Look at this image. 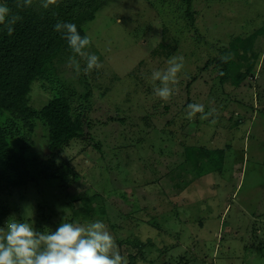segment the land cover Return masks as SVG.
Wrapping results in <instances>:
<instances>
[{"label": "rangeland", "instance_id": "obj_1", "mask_svg": "<svg viewBox=\"0 0 264 264\" xmlns=\"http://www.w3.org/2000/svg\"><path fill=\"white\" fill-rule=\"evenodd\" d=\"M179 2L110 0L85 26L87 52L102 67L76 74L66 66L72 55L57 60L56 86L89 122L90 138L53 153L41 122L19 123L24 138L11 140L36 181L18 190L0 182L8 211L0 227L10 217L39 231L100 220L128 264H264V0H194V23ZM238 38L258 54L243 61L244 73L254 68L239 85L220 59ZM174 55L184 68L165 101L151 75ZM37 83L33 108L53 92ZM191 103L204 113L186 118ZM193 150L224 151L221 171L199 177ZM94 196L102 203L77 215Z\"/></svg>", "mask_w": 264, "mask_h": 264}, {"label": "trees", "instance_id": "obj_2", "mask_svg": "<svg viewBox=\"0 0 264 264\" xmlns=\"http://www.w3.org/2000/svg\"><path fill=\"white\" fill-rule=\"evenodd\" d=\"M109 2L110 0H56L54 6L45 10L39 7L37 0H34L31 7L23 9L17 8L16 0L6 1L5 5L10 8L11 13L22 17L13 26L11 35L8 34L6 25H0V119L4 121L0 126V182L6 188L23 189L36 181L29 160L19 154L11 140L15 137L24 138L23 134L16 131L19 123L33 129L36 122H41L47 129L46 141L53 153L64 151L75 141L90 138L89 122L77 113L71 100L65 95V90L56 86L59 82L57 60L64 53H73L62 34L54 30V25L57 21L74 23L83 37L87 35L85 26L96 20L97 14ZM193 4L194 0H182L178 7L192 23L195 21ZM252 45L251 41L238 38L232 42L230 51L226 49V55L233 54L239 58L241 67L240 64L231 62L232 59L226 63L221 62L224 75L229 71H238L234 75L238 85L239 80L247 77L254 68L251 63L250 66H253L244 73L243 61L250 59L251 62L258 57V54L251 55ZM91 47L92 41L85 51ZM36 82L48 92L53 90L52 98L41 108L31 106V94ZM193 151H190L189 156L200 168L199 177L223 168L224 151ZM91 200L102 203L101 196H94L84 202V207L77 215L83 211H87L89 216L93 213L92 208L87 205ZM7 214L6 208L0 209V219Z\"/></svg>", "mask_w": 264, "mask_h": 264}, {"label": "clouds", "instance_id": "obj_3", "mask_svg": "<svg viewBox=\"0 0 264 264\" xmlns=\"http://www.w3.org/2000/svg\"><path fill=\"white\" fill-rule=\"evenodd\" d=\"M40 8L45 10L54 6L56 0H37ZM34 0H16L17 8L31 7ZM19 15H13L8 6L0 4V25H6L8 34L14 31L13 26L21 20ZM54 30L62 34L73 55L68 58L67 67L79 74L100 69L99 57L85 51L91 44L89 36H81L74 23L57 21ZM86 66L81 69L80 60ZM231 54L221 56L222 62L231 59ZM168 67L153 71L151 79L159 81L160 86L154 88V94L162 100H168L173 95L170 84L177 82L178 74L184 68L183 56H172ZM186 118L192 119L197 113H204L202 104L191 103L186 108ZM211 112L202 116L207 118ZM0 264H128L122 256L114 236L106 224L100 220L88 223L86 226L64 220L53 231L45 227L39 231L34 221H18L10 217L4 227H0Z\"/></svg>", "mask_w": 264, "mask_h": 264}]
</instances>
